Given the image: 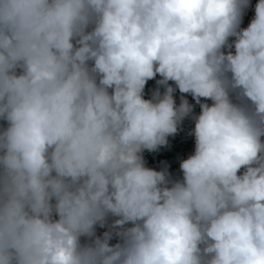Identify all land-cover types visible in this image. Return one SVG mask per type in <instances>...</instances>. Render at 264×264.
Masks as SVG:
<instances>
[{
    "label": "clouds",
    "instance_id": "1",
    "mask_svg": "<svg viewBox=\"0 0 264 264\" xmlns=\"http://www.w3.org/2000/svg\"><path fill=\"white\" fill-rule=\"evenodd\" d=\"M249 7L0 0V264H264V0L241 28ZM185 118L195 151L172 180L142 152Z\"/></svg>",
    "mask_w": 264,
    "mask_h": 264
},
{
    "label": "trees",
    "instance_id": "2",
    "mask_svg": "<svg viewBox=\"0 0 264 264\" xmlns=\"http://www.w3.org/2000/svg\"><path fill=\"white\" fill-rule=\"evenodd\" d=\"M258 0H250V7L247 8L241 19V28H247L250 24L251 20L255 15V5ZM234 37L229 38V42L234 40ZM234 52V47L231 49ZM227 51V49H225ZM161 77L159 74L152 79L149 80L144 89V98L152 99L153 93L159 89L161 93L165 91V86L158 85L157 81L160 80ZM169 85H171L175 91L173 93V98L176 102V105L179 106L181 103V97L183 96L188 102L193 105V113L192 115H198L201 111L199 104L193 99L190 94H182L179 89L176 88L174 82L169 81ZM201 103H208L211 105V100H205L201 98ZM7 127V122L0 120V131L4 130ZM195 121L192 118H185L182 123L179 125L178 132L174 136L168 137V144L166 146H160L157 151H148L144 150L142 152V156L145 162V166L151 168L155 171H161L163 169H167V172L170 174V178L172 180H182L183 173L180 169V163L182 160L187 159L190 155L194 154L195 151V137L194 135H190L194 130ZM264 139V138H262ZM243 171V169L241 170ZM54 174V173H53ZM54 202V201H53ZM112 222V217L108 218V224ZM108 230V227L105 226L103 228L97 226L96 234L98 236H102L105 231ZM83 240V238H82ZM117 238H113L110 243H117Z\"/></svg>",
    "mask_w": 264,
    "mask_h": 264
},
{
    "label": "rangeland",
    "instance_id": "3",
    "mask_svg": "<svg viewBox=\"0 0 264 264\" xmlns=\"http://www.w3.org/2000/svg\"><path fill=\"white\" fill-rule=\"evenodd\" d=\"M115 219H117V217H112V221L115 220ZM111 223H112V222H111ZM111 223H110V224H111Z\"/></svg>",
    "mask_w": 264,
    "mask_h": 264
}]
</instances>
